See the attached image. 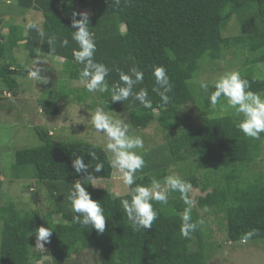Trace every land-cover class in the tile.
I'll use <instances>...</instances> for the list:
<instances>
[{
	"label": "trees",
	"instance_id": "1",
	"mask_svg": "<svg viewBox=\"0 0 264 264\" xmlns=\"http://www.w3.org/2000/svg\"><path fill=\"white\" fill-rule=\"evenodd\" d=\"M15 1L19 13L33 10L42 16L44 36L35 30L24 33L25 25L15 22L9 13L0 17V94L6 90L20 95L18 77L26 76L24 68L31 67L38 51L41 57L63 59V74L70 80L64 93L86 102L90 93L72 83L78 81L81 66L72 56L77 45L71 39V14L88 9L90 31L97 44L95 59L109 68L128 72L136 67L143 71L144 80L134 91L147 89L156 111L143 108L131 97L111 104L108 93L91 94L88 106L122 113L136 130L152 124L159 127L161 144L151 146V140L140 134L146 167L137 173V183L149 184L152 176L162 180L171 174L170 164L177 165L178 175L198 189L195 196L189 194L195 201L192 220L203 219L204 224L190 238L181 237L180 213L186 206L179 193L172 192L168 205L154 203L159 218L153 227L133 231L120 204V198H127L128 189L116 198L108 189L93 185L94 180L113 174L103 147L94 148V143L79 139L55 140L49 129L35 126L39 144L16 149L6 168L0 160V264H212L215 230L230 244L252 229L258 231L249 241L264 239V165L256 161L263 150L264 133L259 140L246 138L235 126L238 118L234 110H225L223 98L216 106L225 107L222 113L211 107L198 80L206 62L216 64L231 52L234 60L241 58L239 72L249 80L251 90L264 92V77L254 74V67L264 62V0H120L119 6L111 0ZM8 17L14 22L6 24ZM3 26H7L6 32ZM50 38H54L51 46L47 42ZM64 38L69 40L67 47L61 46ZM18 47L31 61L21 63L15 57ZM154 65H163L174 85L165 106L152 91ZM217 68L219 64L214 70ZM107 79L111 86L119 77L112 71ZM37 102L44 115L59 113L57 99ZM19 104L21 107H16L11 101L7 106L22 112L24 105ZM188 109L198 111L199 119L194 121ZM91 151L98 159L91 160L87 154ZM73 153L83 155L86 164L104 163L98 173L89 168L93 179L85 185L92 199L104 208L103 234L71 222L74 213L67 194L72 183L84 177L72 167ZM7 175L10 182H20L18 191L31 188L30 181L34 180L49 210L17 207L14 200L18 197L2 178ZM209 215L216 219L215 228ZM39 226L53 230L44 245L49 255L45 260L33 243L34 229ZM220 243L215 242L216 246Z\"/></svg>",
	"mask_w": 264,
	"mask_h": 264
},
{
	"label": "clouds",
	"instance_id": "2",
	"mask_svg": "<svg viewBox=\"0 0 264 264\" xmlns=\"http://www.w3.org/2000/svg\"><path fill=\"white\" fill-rule=\"evenodd\" d=\"M111 3L119 6L120 0H111ZM89 23L88 12H72L71 39L77 45L72 49V56L74 61L81 66L78 83L88 93H108L111 104L123 103L131 97L134 101H138L143 108L155 112L156 109L153 108L152 100L148 97L147 89L140 88L139 91H134L136 86L144 80L143 71L132 67L128 72H125L119 67L109 68L105 63L95 59L97 44L94 33L90 31ZM25 28L26 30H35L40 36H44V31L37 20H29ZM47 42L51 46L54 38H50ZM68 44L67 38L61 41L62 47H67ZM41 62L46 61L37 51L31 67L25 66L24 71L29 79L46 84L48 79L41 75L43 71L40 67ZM112 71L118 74L119 80L110 86L107 78ZM151 74L155 79L152 91L159 96L161 106L169 104L168 93L173 90L174 85L170 81L166 68L163 65H154ZM199 87L204 91L213 108L223 98L225 106L234 110L238 118L235 121V126L246 138L261 139V134L264 133V92L251 90L249 80L244 78L239 71L227 70L216 75L210 81L201 80ZM19 88L21 89L20 84ZM2 94L8 98L16 97L6 90ZM88 112L89 119L87 120L91 125L92 132L102 138L103 151L110 154L109 167L115 170L122 184L128 189L127 198H120L119 191L114 195L116 198H120L121 207L133 231L151 229L154 221L159 218V212L154 207V203L166 206L169 202V194L176 192L179 193L180 200L186 206L180 213V235L186 239L190 238V235L204 224L203 219L192 220L195 201L189 195L193 187L191 182L173 172L165 175L162 180L152 176L149 184L137 183V173H142L146 167L143 155L144 139L130 131V125L126 118L120 114H110L111 110L105 111L103 107H96ZM95 146L94 143L93 147L95 148ZM87 154L91 160L98 159L95 151L87 152ZM73 155L75 159L72 160V167L76 174H84V177L75 180L67 194L70 211L74 213L71 222L86 229H95L98 234H103L106 222L104 208L100 201L92 199L85 185L91 184L89 181L93 179L92 174L88 171L89 168L98 173L104 169V163L101 161L95 165L86 164L83 155L77 156L75 153ZM140 179L143 177L141 176ZM257 231V229H252L243 233L240 242L247 243L257 234ZM52 232L53 230L49 227L35 228V248L43 251Z\"/></svg>",
	"mask_w": 264,
	"mask_h": 264
},
{
	"label": "rangeland",
	"instance_id": "3",
	"mask_svg": "<svg viewBox=\"0 0 264 264\" xmlns=\"http://www.w3.org/2000/svg\"><path fill=\"white\" fill-rule=\"evenodd\" d=\"M16 7L15 0H0V17H6L5 15L9 13V15L11 14L10 16H12V18H15V22L21 23L23 25H26L29 20H37L39 23H41L42 16L39 13L31 10L25 14H22L19 13ZM84 11L88 12L89 14L88 9H84ZM12 18L8 17L6 24L12 21L14 22V19ZM24 18L27 19L26 22ZM2 31L6 32L7 26H3ZM24 31V33H27L26 28H24ZM14 52L15 57L17 56L21 63H27L31 61V59L27 60L25 58L27 57V53L23 48L18 47V49H16ZM42 58L46 62H41L40 64V67L43 69L41 75L47 77L48 82L46 84L29 79L27 75L19 76L18 82L21 86V89L19 90V96L8 98L6 95L2 93L0 94V160L4 165V168L9 166L10 161L13 158V153L16 149L23 147H33L40 143V140L34 130L35 126H42L49 129L55 140L67 141L79 139L95 143L96 145L103 147L102 138L96 136L92 132L91 125L87 120L89 119L88 111L91 109L88 106V103L91 101V94L96 93H90L86 102L77 98L76 96L74 97V94L66 96V93L64 92H67V81L70 82V80H68L63 74V64L61 63L63 59L59 57L53 58L50 56H45ZM217 64H219V68L214 70ZM242 65L241 58L239 60H234V55L231 52H228L220 61L216 62V64H210L206 62L204 68L201 71L202 77L198 78V80L201 81V79H204L210 81L216 75L224 71H239ZM254 74L264 77V62L260 64L258 63V66L254 67ZM74 81L75 82H72L74 86H82L78 83V81ZM61 94L67 98L63 99L59 97ZM44 98L57 99L59 113L55 115H44V111L37 102V100ZM11 101L12 104L14 103L16 105V107H21L19 103H22L24 105H22L24 108L23 111L20 112L17 109H8L9 102ZM222 101L223 100H221V102ZM224 109L225 107L223 105L216 107V110H218L220 113H222ZM225 110L228 111L229 108L226 107ZM17 111L20 112L19 118L16 116V113H18ZM188 112L191 113L194 121L199 119L198 111L188 109ZM110 114H120L122 117L126 118L128 122L126 115L122 113L111 112ZM130 131L133 134L139 136L140 134H144L149 140H151V146L161 144L163 141L161 131L156 124H152L144 130H136L130 126ZM108 155L110 156V154ZM256 161L258 164L264 165V141L262 153L256 158ZM169 170L171 173L174 172L178 174L177 165L175 164H170ZM8 175L7 177L2 176V178H6L5 181L8 182L7 186L11 188L10 191L18 197L14 200L17 207H37L42 212L49 210V207H46L45 205L46 198L41 195L40 186L37 185L34 180L30 181L31 188L26 189L23 187V189L21 188V191H18L19 187H21L20 182H18V180L10 182ZM93 185L95 187L106 188L113 194L117 191H119L120 194H123L127 190L122 184L119 175L115 173V170H113V174L110 178L96 179L93 181ZM191 193L193 196H195L198 194V189L192 188ZM20 201H23L24 205H21ZM58 215H54L55 219H57ZM208 217L210 218L211 223H214L213 226L211 225V227L215 228L216 219L213 215H209ZM223 237L224 236L222 233L217 232L216 230L214 231V237L212 239L216 243L221 242L222 245L216 246L215 242L213 241V253L210 256L212 264H264L263 238L253 239L247 243L236 241L230 244V242L225 241ZM33 243L35 248L36 238L33 240ZM35 250L40 249L35 248ZM40 251L43 254L42 259H47L49 255L46 247L44 246L43 251Z\"/></svg>",
	"mask_w": 264,
	"mask_h": 264
}]
</instances>
